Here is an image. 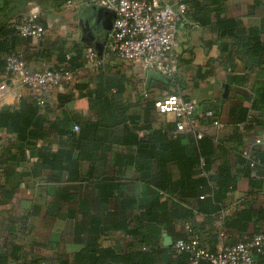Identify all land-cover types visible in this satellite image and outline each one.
<instances>
[{
  "label": "trees",
  "instance_id": "obj_1",
  "mask_svg": "<svg viewBox=\"0 0 264 264\" xmlns=\"http://www.w3.org/2000/svg\"><path fill=\"white\" fill-rule=\"evenodd\" d=\"M198 1H186V21L190 5H197ZM27 3L28 0H15L14 9L18 8L19 14L26 12ZM196 20L208 23L205 17ZM12 31L11 38L0 41V52L6 56L17 51L25 40L15 28ZM213 31L220 40H235L233 47L238 48L237 52L257 55L264 51L258 38L247 35L238 21L219 20ZM231 45L220 44L223 52L232 51ZM84 54L69 60L72 71L84 69ZM61 58L66 59L65 55ZM100 58L106 60L100 71L92 73L85 82L78 76L75 84V89L88 101L91 116L68 110L66 106L74 101L73 95L59 94L57 104L52 105L49 103L51 94L41 105L30 90L27 96L21 95L16 107L0 110V130L11 136L6 145L0 144V264H163L167 252L172 258L167 264H190L191 253H177L174 246L165 248L162 245L164 232L175 236L173 230L180 219L189 222V227L177 241H187L198 235L202 246L210 252H216L221 243L232 246L264 235L261 228L249 233L251 223L264 220V210L245 207L246 202L235 221H223L222 229L215 226L223 220L228 208L226 200L237 188L240 177L252 178L255 174L256 188L264 184V146L248 150L246 137L254 127H239L249 116L248 111L240 112L238 125L232 126L222 138L208 133L199 137L197 129L177 132L175 122L155 127L159 113L155 107L158 98L150 96L153 83L164 84L169 94L176 92L175 83L160 75L159 81L153 79L146 87L144 94L147 96L143 94L137 103H132L128 90L130 79L125 72L112 67L120 59L109 50ZM250 59V63L264 64V60L257 57ZM0 67L5 72L6 57L0 58ZM177 75L176 83L182 88ZM221 107L219 101L204 108L198 121L213 126L215 120H220ZM57 110L61 112L56 114ZM208 112H212V116H208ZM75 125L79 126L78 131L74 130ZM116 150L121 151L111 163L113 176H99V173H107L100 169L110 168L108 155ZM233 156L238 162L232 160ZM29 157L36 158V162L23 176L55 186L45 206L23 201L17 206L14 204L13 178ZM83 162L91 165L88 177L82 173ZM217 162L219 165L214 169ZM253 162H256L254 166ZM241 166L243 169H236ZM130 167L135 169L136 183L158 194L146 206H139L136 196L127 195L121 201L120 221L114 223L113 214L109 212L110 202L117 190L125 193L129 187L125 174ZM91 179L96 180L97 196L92 197L88 206L95 214L74 232L71 241L74 249L69 250V241L63 246L53 241L30 239L44 207L45 219H68L69 207L78 199L77 183ZM253 194L245 195L244 199ZM105 207L109 214L101 213ZM198 215L206 217L208 227H196L191 223ZM111 230L125 232L133 238L129 250L119 252L113 246L104 245ZM256 258L258 264H264V255L256 254L255 261Z\"/></svg>",
  "mask_w": 264,
  "mask_h": 264
},
{
  "label": "crops",
  "instance_id": "obj_2",
  "mask_svg": "<svg viewBox=\"0 0 264 264\" xmlns=\"http://www.w3.org/2000/svg\"><path fill=\"white\" fill-rule=\"evenodd\" d=\"M91 1L28 0L24 7L26 12L19 14L17 12L18 8L14 9L15 0H0V41L13 36L12 29L19 17L28 13H36L39 16V23L45 29V34L41 38H25L24 42L17 47V50L23 52L30 68L42 70L60 66L70 67L69 60L78 54H83L89 48L106 55L108 52L107 43L110 40L112 30L107 31L102 29L101 26L103 22L104 26H109V17L104 15L99 19L101 25H98L96 23L97 17H94L93 14L96 11L95 8L100 7L92 6ZM201 17H205L208 23L202 24L196 20H201ZM219 20L240 22L246 34L255 35L264 46V0H199L197 5H190L189 20L182 23L178 30L176 46L177 79L182 86L184 98L198 104L197 117L200 116V111H203L204 108L216 102H222L219 117L223 128L216 129L213 126L204 125L196 117V129L199 132L222 138L231 131L232 126L238 125L237 121L241 118L240 112L248 111L249 116L243 122L244 124L239 125V127L246 125L254 127L247 134L245 146L248 150L250 148H261L262 145L264 146V126L260 124L264 123V64L250 63V58L257 57V59L264 60V51H259L257 55L248 54L241 50L237 52L238 48L236 50V47H233L236 43L235 40H220L213 31L214 25ZM92 37H95V39ZM223 43L232 44V51L223 52L220 46ZM63 55H65V61L61 58ZM4 57H6V54L0 52V58ZM112 59L114 58L112 57ZM112 67L122 70L130 79L128 90L132 103H137L144 95L146 97L147 94H144L146 87L153 82V79L159 81L162 76L153 70L145 69L139 63L129 64L122 60H116ZM92 75L91 72L82 70L81 78L78 79L85 82ZM4 82L8 84V90H0V110H3L5 106L8 109L16 107L21 95L27 96L29 93V89L22 87L15 77L9 80L6 79L4 68L0 67V86ZM76 82L77 79L71 84H65L55 89L49 103L52 105L57 104V95L59 94L73 95L74 101L66 106L68 110L91 116L88 101L75 89ZM153 87L154 89L150 92L151 97L161 98L170 92L160 82L155 81ZM255 104L257 108H254ZM60 112L61 110H57L56 114ZM174 122L177 123L173 115L159 114L157 115L155 127ZM10 137L6 132L0 130V144L6 145ZM258 140H262V143H258ZM55 148H57V145H55ZM120 151L116 150L108 155L110 168L102 167L100 172L107 173H99V176H113L114 166L111 163L114 162ZM232 160L235 163L238 162V158L235 156L232 157ZM35 162L36 158L29 157L18 168L16 175H20V179L16 186L14 185L16 175L13 178L12 186L15 189L14 204L16 206L22 201L45 206L46 202L50 200L49 196L54 193L55 186L47 185L40 179L31 181L30 178L23 176L24 173L29 172L34 167ZM218 165V162L215 163L214 169ZM90 167L89 162L82 163V173L85 177L89 176ZM236 169H243V166L236 167ZM125 178H127L129 187L125 193L117 190L115 197L110 202L109 212L113 214L112 221L114 223L120 221L119 211L123 199L127 195L136 196L139 206H146L158 194L156 191L151 192L145 185L135 182L134 167L128 168ZM131 179L134 180L133 183L130 182ZM257 180L255 174L252 175V178L240 177L237 188L229 194L226 200L228 208L223 213V220L218 221L215 224L216 227L222 229L225 220L235 221L238 211L244 207L245 202L247 203L245 207L257 211L264 210V184L260 188H256ZM253 183L255 186H253ZM1 184L2 179L0 177ZM95 185L96 180L94 179H91L90 182L77 183L76 196L78 199L74 203L75 200L72 201L69 207L71 211L68 219L65 217L53 221L45 219L46 209L44 207L30 239L42 242L53 241L61 243L63 246L69 241L67 245L69 250L74 249V244L71 243L74 232L79 230L83 221H89L90 217L95 214L88 206L90 201L97 196ZM251 192L254 193L253 196L245 200L244 196ZM101 213H104V215L109 214L106 207L102 209ZM205 221L206 217L204 215H198L191 223L196 227L205 228V226L208 227L205 225ZM187 223L189 222L184 219L176 222L173 230L175 236L165 231L163 234V247L174 246L177 237L188 232L189 224L187 225ZM257 228L264 231V220L251 223L249 233L252 234ZM204 231L206 232V230ZM165 234L172 239L173 245L164 246ZM190 239L191 237L188 240ZM132 241L133 238L125 232L111 230L104 240V245L113 246L119 252H126L129 250V244ZM208 241L207 246L210 247V240ZM229 242L232 243L231 240ZM171 259V254L167 252L163 256V264H167ZM258 263L259 259L256 258L255 264Z\"/></svg>",
  "mask_w": 264,
  "mask_h": 264
},
{
  "label": "built area",
  "instance_id": "obj_3",
  "mask_svg": "<svg viewBox=\"0 0 264 264\" xmlns=\"http://www.w3.org/2000/svg\"><path fill=\"white\" fill-rule=\"evenodd\" d=\"M188 0H92L91 4L104 7L116 15L107 49L120 60L139 63L147 70L160 73L175 83L176 92L158 98L155 107L161 115H173L177 121V132L195 130L198 104L186 100L182 88L176 83L178 60L176 57L177 34L186 21ZM14 28L23 38H41L45 34L36 13L19 17ZM83 70L96 73L105 65V58L89 48L84 54ZM82 71L75 72L69 66L35 70L29 67L23 52L17 50L6 56L5 78L15 77L22 87L43 105L53 91L62 85L74 82ZM7 82V81H6ZM0 86L8 90V84ZM208 112V116H212ZM213 127L221 128L220 120ZM78 131L79 126L75 125ZM202 137V132L199 133ZM262 143V140H258ZM256 162L252 163L254 166ZM177 253H191L190 264H254L255 255H264V235H256L249 241L236 245L221 243L216 252L202 246L201 239L194 235L190 240H178L174 244Z\"/></svg>",
  "mask_w": 264,
  "mask_h": 264
},
{
  "label": "water",
  "instance_id": "obj_4",
  "mask_svg": "<svg viewBox=\"0 0 264 264\" xmlns=\"http://www.w3.org/2000/svg\"><path fill=\"white\" fill-rule=\"evenodd\" d=\"M95 12H94V17H97V24L98 25H101L100 23H99V19H101L104 15H106V16H108L109 18H108V22H109V26H104V22H103V24H102V26H101V28L102 29H106L107 31H110V30H112L113 29V22H114V20H115V17H116V15H115V13L113 12V11H110V10H108V9H106V8H104V7H100V8H95ZM96 29H97V27H96ZM100 29V28H99ZM93 39H95V37H92ZM99 53V56L101 57L102 56V53L101 52H98ZM8 109V107L7 106H5V107H3V110H7ZM19 179H20V175H16L15 176V178H14V185L16 186L17 185V183H18V181H19ZM164 246H171V245H173V241H172V239L170 238V237H168L166 234L164 235Z\"/></svg>",
  "mask_w": 264,
  "mask_h": 264
}]
</instances>
